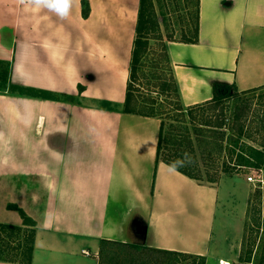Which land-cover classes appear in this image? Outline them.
<instances>
[{
    "label": "crops",
    "instance_id": "0c3cea01",
    "mask_svg": "<svg viewBox=\"0 0 264 264\" xmlns=\"http://www.w3.org/2000/svg\"><path fill=\"white\" fill-rule=\"evenodd\" d=\"M63 2L0 0V60L28 89L0 94V224L23 227L10 204L36 222L31 264H99L102 240L209 259L218 189L158 161L159 118L123 111L141 0ZM199 4V42L167 44L182 104L264 87V0Z\"/></svg>",
    "mask_w": 264,
    "mask_h": 264
},
{
    "label": "rangeland",
    "instance_id": "374dc122",
    "mask_svg": "<svg viewBox=\"0 0 264 264\" xmlns=\"http://www.w3.org/2000/svg\"><path fill=\"white\" fill-rule=\"evenodd\" d=\"M153 1L159 28L150 36L149 46L137 70V79H133L132 90L135 96L134 105H137L139 110L149 112V107L154 103L155 114L168 124L176 119L170 118L166 113L176 108L177 96L170 87L172 66L168 58L167 44L194 39L197 0ZM165 86L167 89L163 91ZM235 91L232 90L231 96L223 102L197 109L186 118L199 161L194 175L198 177L199 183L217 188L220 195L214 223L213 254L209 259L206 258L205 264H220L221 260L230 261L232 264H246L247 248L254 240L252 262H257L259 255L264 251V183L250 181L249 177L259 179L261 176L255 175L250 168H235L228 161L226 152L227 138L233 134L232 116L236 108L244 109L248 106V133L253 139L258 137L259 128L264 129V91L260 97L250 100L236 98ZM5 93L0 90V94ZM182 106L189 108L183 104ZM173 115L175 113H172ZM221 137H224V140H221ZM248 141L255 143L254 140ZM261 143L264 144V133ZM25 236L24 232L15 234L7 238L6 242L13 241L12 246L16 247L20 241H24ZM138 248L142 257L159 261V264H201L198 256L167 258L154 255L145 247ZM114 251L119 252L117 249ZM6 252L5 255L11 253L13 256H19L18 251ZM90 252L93 257L94 250L91 249ZM128 253L122 252L119 262L128 264L131 257L135 256L133 251Z\"/></svg>",
    "mask_w": 264,
    "mask_h": 264
},
{
    "label": "trees",
    "instance_id": "16d2710c",
    "mask_svg": "<svg viewBox=\"0 0 264 264\" xmlns=\"http://www.w3.org/2000/svg\"><path fill=\"white\" fill-rule=\"evenodd\" d=\"M200 0H197V14H196V30L195 37L191 41H181L186 43H197L199 42V29H200ZM89 7L84 9V16H88ZM159 28L158 14L155 8V4L153 0H141L140 3V11L136 29V38L134 41V47L132 52V61H131V69H130V81L128 85V91L125 103L123 105V111L125 113H133L139 114L148 117H157L155 114L154 103L149 107V112H143L139 110L134 105L135 96L132 90L133 79H137V70L139 65L141 64L142 58L149 46L150 36L154 34ZM11 72H12V64L9 61L0 60V90L5 91L6 93H16L18 92L21 95H26L28 93V89L16 86L11 82ZM172 74V72H171ZM167 86V85H166ZM166 86L163 88L165 91ZM171 89L175 92L177 96L176 108L171 110V112L166 113V115L171 116L173 119V123H166L164 120H161V129L159 135V142L157 148V157L158 161H162L170 167L178 170L182 174L194 179L198 180L194 175V170L197 168L198 156L195 149V144L191 136L190 125L186 122V118L188 114H193L197 109L203 108L207 105H217L223 102L225 99L231 96L232 90H236L232 87H219L215 86V96L214 99L210 102L190 106L189 108H184L180 101V93L177 82L172 75V85H170ZM264 91V87L251 89L243 92L235 91L236 98H245V100H250L255 97H260L262 92ZM40 95V94H39ZM42 96V95H40ZM178 103V105H177ZM110 110L115 107L111 103H105ZM173 111V112H172ZM172 113L175 115L172 116ZM249 118L248 106L241 108L238 107L235 109L232 116V126L231 129L233 134L227 138V159L233 166L237 169L250 168L255 170L264 169V144L261 143V136H263L264 129H258L259 131L258 137H252L248 133L249 127L247 123V119ZM160 119V118H159ZM264 128V126H262ZM221 140H224V137H221ZM248 140H254L255 143H249ZM221 150H223V146L221 145ZM212 154V151L211 153ZM196 167V168H195ZM227 172V169L224 170ZM212 181V178L210 179ZM199 182V181H198ZM9 209L16 210L19 212L23 219V227L15 226L10 224H0V261L2 262H13L20 264H31L34 245H35V234H36V222L29 217L23 209L19 208L16 205H8ZM25 233L24 241H20L19 245L16 247L12 246V242H6L7 238L12 237L13 235H18L20 233ZM21 240V239H20ZM255 247V240L253 243L250 242L247 248L246 254V264H264V251L259 255V259L257 262H252V256L254 253L253 248ZM117 249L119 252H115ZM154 255L165 256L167 258L172 257H185V258H194V255L178 253L174 251H166L160 249L147 248ZM16 252L18 251V255L13 256L11 253L5 255L6 251ZM137 246L102 240L100 245L99 252V264H122L123 262H119L121 258V253L128 251H133L135 256L131 257V260L128 264H159V261H154L148 258H144L141 256V252ZM130 254V253H128ZM131 255V254H130ZM132 256V255H131ZM256 256V255H255ZM201 264H205L206 258L198 256Z\"/></svg>",
    "mask_w": 264,
    "mask_h": 264
},
{
    "label": "built area",
    "instance_id": "2783aa9c",
    "mask_svg": "<svg viewBox=\"0 0 264 264\" xmlns=\"http://www.w3.org/2000/svg\"><path fill=\"white\" fill-rule=\"evenodd\" d=\"M253 173H255V175H260L261 177H259V179L254 178V177H249V180L263 184L264 183V169H261V170L253 169ZM84 254L89 255V252H84ZM220 264H232V263L230 261H227V260H221Z\"/></svg>",
    "mask_w": 264,
    "mask_h": 264
},
{
    "label": "clouds",
    "instance_id": "9594fccd",
    "mask_svg": "<svg viewBox=\"0 0 264 264\" xmlns=\"http://www.w3.org/2000/svg\"><path fill=\"white\" fill-rule=\"evenodd\" d=\"M67 6H68V0H64L63 4L60 6L61 10H66Z\"/></svg>",
    "mask_w": 264,
    "mask_h": 264
}]
</instances>
